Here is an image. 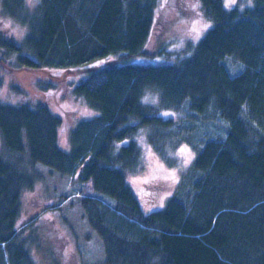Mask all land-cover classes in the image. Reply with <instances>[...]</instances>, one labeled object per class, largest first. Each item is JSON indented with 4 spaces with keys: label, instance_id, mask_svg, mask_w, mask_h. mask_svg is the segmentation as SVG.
Returning a JSON list of instances; mask_svg holds the SVG:
<instances>
[{
    "label": "trees",
    "instance_id": "obj_1",
    "mask_svg": "<svg viewBox=\"0 0 264 264\" xmlns=\"http://www.w3.org/2000/svg\"><path fill=\"white\" fill-rule=\"evenodd\" d=\"M197 1L208 27L178 52L155 50L168 62L106 65L70 86L96 115L69 130L68 151L46 103L0 99V248L11 264H34L31 245L40 248L33 232L21 237L18 220L21 195L42 169L88 183L121 218L83 193L64 207L78 209L82 238H96L102 264H264V0ZM160 4L0 0V19L23 29L19 42L0 31V65L36 71L153 57ZM141 138L168 166L179 145L194 152L164 206L149 213L127 182L141 169Z\"/></svg>",
    "mask_w": 264,
    "mask_h": 264
},
{
    "label": "rangeland",
    "instance_id": "obj_2",
    "mask_svg": "<svg viewBox=\"0 0 264 264\" xmlns=\"http://www.w3.org/2000/svg\"><path fill=\"white\" fill-rule=\"evenodd\" d=\"M160 1L157 25L154 35L147 44V51L155 54V50L163 46L166 52L174 53L198 41L208 27V22L199 10V2L197 0ZM27 2L28 5H33L35 0L31 2L27 0ZM236 2L237 0H224V5L228 8ZM243 2L244 5H249L251 0H243ZM0 31L12 35L17 42L23 33V29L17 23L6 18L0 19ZM171 59L169 58V61ZM165 62L168 60L163 53L155 54L153 57L141 55L125 62L111 56L95 59L77 68L36 71L13 69L4 63L0 65V99L14 103L27 100L46 103L62 120L58 129V143L62 150L68 151L69 130L77 122L96 115L95 110L90 109L83 100L72 94L70 86L84 79L90 70L106 65ZM44 83L49 84L50 87L42 88L41 84ZM159 114L165 117L171 115L163 111ZM139 144L142 151L141 169L129 175L127 182L142 211L149 213L164 206L166 199L174 191L181 173L190 165L194 152L189 146L179 145L174 151L168 152L172 162L168 166L150 150L142 138L139 139ZM42 170L43 180L36 181L32 189L23 191L21 195L18 220V228L22 230L21 237L28 240L29 233L33 232L41 242L38 250L33 243L29 244L34 264H102L100 260L102 251L95 242L96 238L92 236L94 242H85L82 238V235L88 232V228L83 220L78 218V209H69V211L64 207L66 203L75 201L78 195L83 193L81 195L90 196L92 200L98 202L105 216L111 220L119 222L121 218L112 211L111 203L95 194L88 183H78L68 177L48 174L47 171ZM54 207L64 209L59 212ZM121 225L125 230L131 226L126 221ZM0 250L3 253V264H11L6 249L2 246Z\"/></svg>",
    "mask_w": 264,
    "mask_h": 264
},
{
    "label": "snow or ice",
    "instance_id": "obj_3",
    "mask_svg": "<svg viewBox=\"0 0 264 264\" xmlns=\"http://www.w3.org/2000/svg\"><path fill=\"white\" fill-rule=\"evenodd\" d=\"M30 2H31V0H30Z\"/></svg>",
    "mask_w": 264,
    "mask_h": 264
}]
</instances>
